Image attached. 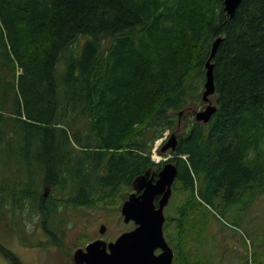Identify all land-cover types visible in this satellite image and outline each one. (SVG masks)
<instances>
[{
    "label": "trees",
    "instance_id": "16d2710c",
    "mask_svg": "<svg viewBox=\"0 0 264 264\" xmlns=\"http://www.w3.org/2000/svg\"><path fill=\"white\" fill-rule=\"evenodd\" d=\"M224 1L0 0V215L52 230L72 210L122 203L159 171L152 152L170 131L175 195L193 215L174 227L178 262L219 264L195 208L239 225L264 199V0L232 17ZM219 37L217 110L198 122Z\"/></svg>",
    "mask_w": 264,
    "mask_h": 264
},
{
    "label": "rangeland",
    "instance_id": "374dc122",
    "mask_svg": "<svg viewBox=\"0 0 264 264\" xmlns=\"http://www.w3.org/2000/svg\"><path fill=\"white\" fill-rule=\"evenodd\" d=\"M86 39L87 36L81 38V45ZM211 99L214 100L213 97ZM168 158L161 155L159 159L164 161ZM183 200V197L177 196L171 205L179 206ZM116 203L118 202L107 207L100 205L96 208L87 207L72 210L69 217L73 220L67 224L62 247H59L65 250L63 253L58 248L52 247L50 242L39 245L37 240L32 239L33 237H42L36 231L41 221L37 219L35 222L16 223L15 219L21 220L22 215L13 216L11 212L4 209L0 215V243L17 255L23 264H68L69 256L73 255L78 248L85 247L94 235H99L102 223L108 226V230L104 234V239L108 241H114L123 232L135 227L134 223L126 224L123 220L121 207H118L123 202H119L118 205ZM203 213V219L205 223H209V226L207 225L205 234L208 238L202 247L203 251L212 255L213 261L219 264H241L243 258H248L251 264H257L258 254L264 247V199L246 213L244 223L239 225L234 224L235 217H224L216 213L223 221L224 224H222L217 217H214L213 213H209L207 210H204ZM174 233L175 230L171 232V240L175 244ZM26 248H32L39 254H33ZM0 264H10V260L1 249Z\"/></svg>",
    "mask_w": 264,
    "mask_h": 264
},
{
    "label": "water",
    "instance_id": "95a60500",
    "mask_svg": "<svg viewBox=\"0 0 264 264\" xmlns=\"http://www.w3.org/2000/svg\"><path fill=\"white\" fill-rule=\"evenodd\" d=\"M242 0H225V10L229 16H234ZM222 39H218L212 48L209 60L206 63V82L203 100L208 102L204 110L198 111L196 119L209 122L217 110L210 97L215 94L214 64L212 60L217 54ZM182 115V113H181ZM178 137L173 133L163 145L162 151L175 150ZM178 177V167L173 162H167L158 173L148 170L133 181L134 192L123 203L121 213L124 221H134L136 228L125 232L115 242L107 243L103 239L89 243L86 249H78L74 254L77 263L86 264H171L174 256L172 248L164 236L165 214L164 209L172 196V187ZM162 196L159 207L156 206L157 196ZM106 225H102L100 233L104 234ZM109 247V250H108ZM162 248L164 251L156 255L155 251Z\"/></svg>",
    "mask_w": 264,
    "mask_h": 264
},
{
    "label": "flooded vegetation",
    "instance_id": "af4514ba",
    "mask_svg": "<svg viewBox=\"0 0 264 264\" xmlns=\"http://www.w3.org/2000/svg\"><path fill=\"white\" fill-rule=\"evenodd\" d=\"M177 181V180H176ZM176 185H174V187H173V194H172V198H171V200H170V203L173 201V199H176L177 198V195H175V194H177L176 192ZM175 193V194H174ZM162 196L160 195V196H157V198H156V206L157 207H159V202H160V198H161ZM169 203V204H170ZM168 204V205H169ZM182 204V203H181ZM171 205V204H170ZM170 206H166V208H165V216H166V220H168V218H169V216L171 215L172 216V219H173V221L175 222V224H172L171 225V227H170V229H169V234H171V232L174 230V227L175 226H177L178 224H176L177 222H180V223H183V221H187L188 219H193V215H191V209L189 208V207H182L183 208V211L182 212H180V209H181V205L180 206H171L170 208H169ZM195 210H197V213H200L201 214V217L203 216V211H204V209L202 208V207H196L195 208ZM197 222V221H196ZM49 226V224H45V223H41V222H39V224H38V227L36 228V231L38 232V234L39 235H41L42 237H40V238H32V239H35V240H37V242H39L38 244L40 245V244H47V243H52V247H54V248H58L62 253H63V251H65L64 249H60L57 245L59 244V243H62L63 242V235H64V231H65V228L64 227H62V226H60L59 225V227H57L55 230H50V229H48L47 227ZM136 227V226H135ZM134 227V228H135ZM133 228V229H134ZM132 230V229H131ZM130 231V230H129ZM165 232V235H167V232H166V230L164 231ZM180 232H181V230L179 231V232H175L174 233V235H173V238H174V236L175 235H180ZM168 236V235H167ZM104 236H97V235H94V237H93V239L91 240V241H93V240H96V239H98V238H103ZM168 240V243H169V245H170V247L173 249V251H174V257H173V261H172V263L171 264H179V262H178V258H179V256H181V257H183L182 256V253H180L179 254V252H178V249H177V247H176V244H174L173 243V241L171 240V238L168 236V238H167ZM108 241V240H107ZM54 242H57L58 244H54ZM108 242H110V240L108 241ZM0 246L2 247H0V249L4 252V254H5V256L7 257V254H6V251H8V252H10V253H12L10 250H8V249H6L1 243H0ZM86 246V245H85ZM109 249V248H108ZM26 250H28V251H30L31 253H33V254H39V253H37L36 251H34L32 248H26ZM47 250V249H46ZM164 250L162 249V248H158V249H156V252H155V254L156 255H159V254H161L162 252H163ZM16 258H19L17 255H15L14 253H12ZM8 258V257H7ZM9 260H10V264H13V262H12V259L11 258H8ZM68 264H86V263H77L76 261H74V258H73V256L72 257H70V262L68 263ZM182 264H186V263H182Z\"/></svg>",
    "mask_w": 264,
    "mask_h": 264
},
{
    "label": "bare ground",
    "instance_id": "6f19581e",
    "mask_svg": "<svg viewBox=\"0 0 264 264\" xmlns=\"http://www.w3.org/2000/svg\"><path fill=\"white\" fill-rule=\"evenodd\" d=\"M218 39H222V37H219V38H217V39H215V41L213 42V45H214V43L218 40ZM212 48H213V46H212ZM212 51V50H211ZM211 54V53H210ZM214 60V59H213ZM212 63H213V61H212ZM215 65V64H214ZM206 71H207V69H206ZM206 75V74H205ZM205 80H206V77H205ZM216 85V84H215ZM205 87V86H204ZM203 96V95H202ZM214 103V102H213ZM215 104V103H214ZM215 115V114H214ZM213 115V116H214ZM212 119V118H211ZM198 122H200V121H198ZM179 137V136H178ZM183 157V156H182ZM179 171V170H178Z\"/></svg>",
    "mask_w": 264,
    "mask_h": 264
}]
</instances>
